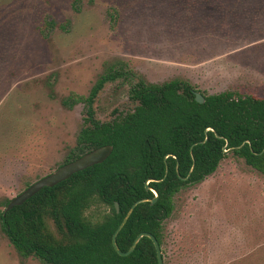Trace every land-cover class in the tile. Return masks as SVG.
I'll list each match as a JSON object with an SVG mask.
<instances>
[{
	"label": "rangeland",
	"instance_id": "374dc122",
	"mask_svg": "<svg viewBox=\"0 0 264 264\" xmlns=\"http://www.w3.org/2000/svg\"><path fill=\"white\" fill-rule=\"evenodd\" d=\"M190 4L0 0V200L63 164L84 105L62 102L71 93L86 97L113 63L153 84L182 79L203 95L229 90L264 98V38L248 44L218 39L191 19ZM122 83L99 93L100 121L132 108L129 85ZM174 202L164 223L163 264H264V176L242 159L228 153ZM0 264L41 263L21 257L0 229Z\"/></svg>",
	"mask_w": 264,
	"mask_h": 264
},
{
	"label": "trees",
	"instance_id": "16d2710c",
	"mask_svg": "<svg viewBox=\"0 0 264 264\" xmlns=\"http://www.w3.org/2000/svg\"><path fill=\"white\" fill-rule=\"evenodd\" d=\"M190 1L191 19L203 21L216 38L228 43L264 38V0ZM118 79L129 85L132 108L100 121L96 99L106 84ZM195 91L182 79L149 83L117 62L107 66L86 97L71 93L64 99L65 107L81 103L84 111L76 144L63 164L105 145L112 146V153L6 213L10 199L0 200V229L15 251L41 264H157L148 237H142L128 256L118 255L112 245V235L130 207L154 198L147 181L158 199L133 209L116 244L127 252L135 237L146 232L156 238L164 260V223L181 190L212 175L228 153L264 176V98L229 90L200 92V104Z\"/></svg>",
	"mask_w": 264,
	"mask_h": 264
},
{
	"label": "water",
	"instance_id": "95a60500",
	"mask_svg": "<svg viewBox=\"0 0 264 264\" xmlns=\"http://www.w3.org/2000/svg\"><path fill=\"white\" fill-rule=\"evenodd\" d=\"M194 96H195V101L197 103H200V104L204 103V97L200 92H198V91L194 92ZM206 139L207 138H205V140L202 141L201 143H204L206 141ZM111 153H112V146L105 145V146L93 149V150L85 153L81 157H79V158H77L71 162H68L64 165L59 166L53 172L49 173L48 175H46V176L40 178L39 180L35 181L34 183L30 184L20 194H18L14 198L10 199L7 206L4 209V212L5 213L8 212L9 210H11L15 206H21L26 200L33 197L41 189H43L45 187H53V186L61 183L62 181L67 180L68 178H70L75 173H78L82 170H85L86 168H89L93 165H97V164L104 162L110 156ZM166 158L167 157L164 158V161ZM192 168H193V165L190 169L189 175L192 171ZM167 172H168V170L166 167L165 175H164L163 179L167 176ZM152 181H154V180H152ZM148 183H149V181H147L145 183L146 189L152 191V193L154 194V198L139 200V201L135 202L130 207V209L126 213L125 217L123 218V220L121 221V223L119 224V226L117 227V229L114 231V233L112 235V245H113V248L115 249V251L118 253V255L128 256L133 252L138 241L142 237H148L154 245L156 257H157V264H163V257H162L160 245L157 242L156 238L149 233L143 232V233L138 234L135 237L131 247L129 248V250L127 252H124V253L121 252L119 250L117 244H116V236L120 232V230L123 228L125 223L127 222V220L129 218V216L131 215L133 209L138 204L144 203V202H149L150 204H154L156 202V200L158 199L157 193L153 189L148 187ZM115 207H116V211L118 212L117 203H115Z\"/></svg>",
	"mask_w": 264,
	"mask_h": 264
},
{
	"label": "flooded vegetation",
	"instance_id": "af4514ba",
	"mask_svg": "<svg viewBox=\"0 0 264 264\" xmlns=\"http://www.w3.org/2000/svg\"><path fill=\"white\" fill-rule=\"evenodd\" d=\"M196 92V91H195ZM62 165H64V164H62Z\"/></svg>",
	"mask_w": 264,
	"mask_h": 264
}]
</instances>
